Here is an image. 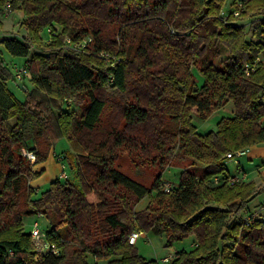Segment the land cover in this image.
Returning a JSON list of instances; mask_svg holds the SVG:
<instances>
[{
	"label": "trees",
	"instance_id": "trees-1",
	"mask_svg": "<svg viewBox=\"0 0 264 264\" xmlns=\"http://www.w3.org/2000/svg\"><path fill=\"white\" fill-rule=\"evenodd\" d=\"M223 7L224 0L12 1L25 31L0 32V264H158L129 243L139 230L164 233L166 246L196 243L176 250L170 264H264V218L248 206L264 184L228 183L226 167L227 152L264 143V0H245L227 21ZM45 27L54 33L43 41ZM88 37L81 49L66 43ZM3 48L26 57L25 100L8 89L15 73ZM109 102L114 118L101 126ZM226 105L231 115L197 131L193 110L206 119ZM60 137L79 183L56 178L35 196L29 182L40 171L20 150L43 161ZM122 152L135 167L157 170L150 187L117 168ZM170 162L181 170L166 192L161 172ZM38 211L58 254L34 257L24 219Z\"/></svg>",
	"mask_w": 264,
	"mask_h": 264
},
{
	"label": "rangeland",
	"instance_id": "rangeland-1",
	"mask_svg": "<svg viewBox=\"0 0 264 264\" xmlns=\"http://www.w3.org/2000/svg\"><path fill=\"white\" fill-rule=\"evenodd\" d=\"M235 0H224V7L225 10L227 12H229L232 8V3ZM223 7V9H224ZM22 13L20 10H16L14 12H10L8 16H3L1 15L0 19L3 22V26H0V32H6V33H18V34H23L24 33V27L20 26L19 21L22 19ZM248 17V16H247ZM246 17V18H247ZM240 19L241 21L244 22H249L251 21V17H248L247 19ZM249 32H251V30H249ZM41 38L43 41H46L48 38V32H47V27L43 28V30L40 33ZM2 57L5 60V62L7 63V65L9 66L10 70L12 71V73L14 74L16 72V67L20 64L22 65V63L25 61L26 57L23 56H16V55H12L9 52H7L4 48L2 49ZM18 64V65H17ZM14 66V67H13ZM15 70V71H14ZM193 72L196 75V80L198 84H201L203 82V77L201 76V74L193 67ZM24 77V76H23ZM22 80L20 79H16V77H14L13 80H9L7 82V86L8 89L13 93V95L20 101L25 100L26 99V91L25 89H31L32 84L31 82L27 79V78H23ZM18 83H23L24 84V88H21L18 86ZM262 102H264V98H261ZM114 104L112 102L107 103L106 108L104 110L103 116H102V122H101V126H104L107 122L112 121L113 114V107ZM230 106V105H229ZM229 106H226V108H229ZM75 110L77 112H81L80 108L77 107L75 105ZM220 118V113H216L215 111L208 116V118L206 119H200L199 116H197V113L195 110H193V117H192V122L194 123V125L197 128V131L200 133H204L207 132L208 130H214L216 127V122L217 120ZM54 150L55 152H57L60 155L65 156L64 157V162H65V171L67 173V179L78 185V179L76 177V169L74 166H72L71 164L74 162V153L72 151V148L70 146L69 141L67 140L66 137H60L57 140H55L54 144H53ZM242 162V164L245 167L246 170V178L245 181L248 180H254V182L256 183L257 186H260L262 184H264V170H258L257 168H259L258 166H262L261 164V159L259 157H256L252 160H247V158L245 156L240 157L239 158ZM177 164H174V162H170L169 165L161 172V176H162V181L165 183H169L171 186L177 184L178 180H179V174H180V168L176 167ZM227 168L230 170H234L237 166L238 163L234 162L233 160L229 159L226 162ZM116 166L117 168L124 173L125 175L129 176L130 178L142 183L143 185H145L146 187H150L153 180L157 177V175L159 174L157 172L156 169L152 168V167H148V166H140V167H135L132 162L130 161V158L128 157L126 152H122L119 157L116 160ZM192 171H196V172H200L201 168H196L194 166H190V168ZM66 178H59L62 181H65ZM49 186V184L44 185L40 191H38L37 193H35V196H39L40 193L45 190L47 187ZM148 202V198L145 197L144 199H141L137 205L135 206L136 210H140L142 208H144L146 206ZM249 210L252 211V215L254 217H260V218H264V191L257 194L249 203ZM40 212V211H38ZM36 212V213H38ZM35 213V214H36ZM42 213V212H41ZM34 215H30L25 217L24 219V229L26 231H29L31 226H32V222L33 220L36 218ZM41 226L43 228H45V226H47L48 222L46 220V218H38ZM179 248L183 247V248H189L191 246L190 244V238H185L183 240L174 242ZM138 246L139 243H138ZM165 248H157L156 252L153 255H147V256H151L153 259L155 258H159V256H161L164 252ZM168 252V251H167ZM160 264H165L162 262V260L160 261Z\"/></svg>",
	"mask_w": 264,
	"mask_h": 264
},
{
	"label": "built area",
	"instance_id": "built-area-1",
	"mask_svg": "<svg viewBox=\"0 0 264 264\" xmlns=\"http://www.w3.org/2000/svg\"><path fill=\"white\" fill-rule=\"evenodd\" d=\"M13 0H4L2 6H1V13L4 16H8L9 13L11 12V4H12ZM245 7V0H235L234 4L232 6V15L235 17L240 16L241 11L244 9ZM223 14V20L227 21L228 18V12L223 9L222 11ZM47 32L48 35L54 33L51 27L47 28ZM90 40V37L88 38H84L80 41H72L69 38H66V43L69 47L73 48V49H81L84 47V45L86 44L87 41ZM104 56H108L107 54H102ZM256 60L261 61L262 57L261 56H257ZM16 72H15V77L16 79H21L23 74L27 71L26 70V66L20 65L16 67ZM14 70V71H15ZM245 73L248 74V68H245ZM249 147H244V148H240L234 151H229L226 153V157L228 159L233 160L234 162L238 163L239 158L246 155L249 152ZM21 154L23 155V157H25L26 160H28L29 163L34 164L36 163L37 160V154L35 150H31V149H26L24 147L21 148L20 150ZM58 159L61 161L60 165H61V171L59 174V178H66L67 177V173L65 171V162H64V157L63 155L57 154ZM246 178V173L245 172H238L236 174H231L230 177L228 178V183H234V182H238V181H243ZM213 182L215 184H218L220 182L219 177H214L213 178ZM162 189L164 191H169L171 189V185L169 183H162ZM45 218V215L41 212H38L35 214V219L32 222V226L29 230V237L33 246V251H34V257L38 258L41 255L45 254V253H53V254H58L59 253V248L56 245V243L51 240L50 238H48L47 233L44 231L43 227L41 226L38 218ZM141 233V231H133L130 233L129 235V243L133 244L135 239L139 236V234ZM171 257L167 256L165 257L163 260L164 261H168L170 260Z\"/></svg>",
	"mask_w": 264,
	"mask_h": 264
},
{
	"label": "crops",
	"instance_id": "crops-1",
	"mask_svg": "<svg viewBox=\"0 0 264 264\" xmlns=\"http://www.w3.org/2000/svg\"><path fill=\"white\" fill-rule=\"evenodd\" d=\"M1 15H2V13H1ZM1 15H0V17H1ZM22 18H23V16H22ZM0 21H1V19H0ZM0 26L1 27L3 26L2 21H1ZM18 66H20V64ZM262 98H264V95L262 96ZM226 106H228V105H226ZM226 106L215 111L216 113H220V118L223 116L231 115L232 112H231L230 106H229V108H226ZM249 148H250L249 152L244 156L247 158V160H252V161L254 158L259 157L261 159L262 166H258L259 168H257V169L260 171L264 170V143H261L258 145H253ZM57 154L58 153L55 152L54 147L52 146L50 148L48 155H47L45 160L39 161V162H36L33 164V169L35 171H40V174L37 177H35L34 179L30 180V182H29V185L32 188H34L36 193L38 191H40V189L44 185H47L51 181H53L54 179L59 178L58 176H59L60 171H61V165H60L61 161L58 159ZM226 167H227V165H226ZM227 170L231 174H236L238 172H245L246 173L245 167L242 164L240 159L238 161V166L234 170H230L228 168H227ZM138 243L140 246H138ZM133 244L136 246L139 253L146 259H153L151 256L149 257L147 255H153L157 251L156 250L157 248H165V249H163L164 250L163 254L161 256H159L158 259L157 258L154 259L158 262V264L161 263L160 262L161 260L165 264H170V261L174 256V252L176 250L180 249L175 243H172L170 246H166V240H165L164 233L152 234L150 232L141 231V233L135 239ZM190 244H191V246L189 248L195 247V245H196V243L193 242L191 238H190ZM181 248H183V247H181ZM189 248H186V249H189ZM167 256L171 257V259L168 261H164L163 259Z\"/></svg>",
	"mask_w": 264,
	"mask_h": 264
},
{
	"label": "water",
	"instance_id": "water-1",
	"mask_svg": "<svg viewBox=\"0 0 264 264\" xmlns=\"http://www.w3.org/2000/svg\"><path fill=\"white\" fill-rule=\"evenodd\" d=\"M18 86L23 88V84L22 83H18Z\"/></svg>",
	"mask_w": 264,
	"mask_h": 264
}]
</instances>
